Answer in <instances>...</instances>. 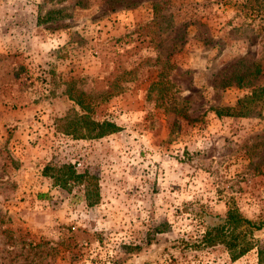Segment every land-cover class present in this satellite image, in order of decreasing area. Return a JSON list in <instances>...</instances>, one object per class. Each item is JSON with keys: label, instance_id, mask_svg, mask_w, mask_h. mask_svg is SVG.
<instances>
[{"label": "rangeland", "instance_id": "1", "mask_svg": "<svg viewBox=\"0 0 264 264\" xmlns=\"http://www.w3.org/2000/svg\"><path fill=\"white\" fill-rule=\"evenodd\" d=\"M252 2L0 0V264H264V225L238 259L196 246L231 208L264 222V67L231 80L264 65Z\"/></svg>", "mask_w": 264, "mask_h": 264}, {"label": "trees", "instance_id": "2", "mask_svg": "<svg viewBox=\"0 0 264 264\" xmlns=\"http://www.w3.org/2000/svg\"><path fill=\"white\" fill-rule=\"evenodd\" d=\"M252 1L257 2L258 0H246V3L244 4L250 3L248 4L249 8L250 6L254 7V3ZM263 67L264 65L261 61H256L253 63L252 70H247L248 72L243 71V72L234 73L231 76V80L237 83L238 86L243 85L244 87L254 88L253 81L254 79L257 78V76L260 73H262ZM254 91L256 90H253V92H251V94L249 95L248 94L245 95L244 98L239 99L236 107H232V108L227 107L224 109L217 108L215 109L216 113L218 115L226 114V115L245 116L246 115L244 111L245 107L249 105L251 101H255V99L253 98L256 95L254 94ZM73 99L80 106L84 107L85 109L87 108L89 109L90 106H85L84 102L80 100V98H73ZM223 111L225 112L223 113ZM70 116H71V112H70ZM70 119L79 120V121L81 120L82 125L85 128H87V130L90 132V134L88 135V137L90 138L103 137L107 134L119 130L118 126L113 122L96 121L92 119L87 112L83 114L72 113V118ZM62 169L66 170V174H68L69 177L68 179H74L77 181L78 179H83L86 177V173H77L71 164L62 166V168H60L59 171H61ZM263 225L264 222L257 225L252 220L242 216L237 209L231 208L229 209L225 217L217 216L216 218H213L205 234H203L198 239L199 244L197 243L196 246L213 247L217 245H224L230 250L232 258L238 259L239 257L246 254L248 251H250L254 246L253 245L254 243L251 242L250 238L248 239L249 234L251 233L253 227L255 229H261Z\"/></svg>", "mask_w": 264, "mask_h": 264}]
</instances>
